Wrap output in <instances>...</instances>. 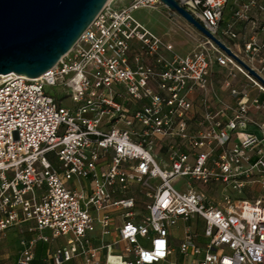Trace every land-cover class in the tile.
<instances>
[{
    "label": "built area",
    "instance_id": "1",
    "mask_svg": "<svg viewBox=\"0 0 264 264\" xmlns=\"http://www.w3.org/2000/svg\"><path fill=\"white\" fill-rule=\"evenodd\" d=\"M178 1L264 81V0ZM115 2L44 76H0V264H264V197L242 199L264 191V83L204 36L179 55L135 16L159 0ZM215 67L257 94L196 129Z\"/></svg>",
    "mask_w": 264,
    "mask_h": 264
},
{
    "label": "water",
    "instance_id": "2",
    "mask_svg": "<svg viewBox=\"0 0 264 264\" xmlns=\"http://www.w3.org/2000/svg\"><path fill=\"white\" fill-rule=\"evenodd\" d=\"M109 2L0 0V76L17 74L29 79L44 76L73 50ZM159 2L233 56L178 0ZM248 70L259 78L253 70Z\"/></svg>",
    "mask_w": 264,
    "mask_h": 264
},
{
    "label": "rangeland",
    "instance_id": "3",
    "mask_svg": "<svg viewBox=\"0 0 264 264\" xmlns=\"http://www.w3.org/2000/svg\"><path fill=\"white\" fill-rule=\"evenodd\" d=\"M133 0H116L117 7L128 6ZM136 18L149 28L157 36L163 38L166 43H171L175 47V51L179 55H188L200 48L203 42V35L190 26L183 18L176 13L171 12L161 3L152 8L141 9L136 12ZM221 87V85H220ZM46 92L54 97L60 98L66 95L62 93L60 87H48ZM72 102L66 99L65 106H70ZM56 164V161H54ZM187 180H183L175 185L178 190H181L186 185ZM209 199L216 198L221 200L220 192L210 187L198 186ZM264 197V191L259 186L248 188L243 193L242 199L256 200Z\"/></svg>",
    "mask_w": 264,
    "mask_h": 264
},
{
    "label": "crops",
    "instance_id": "4",
    "mask_svg": "<svg viewBox=\"0 0 264 264\" xmlns=\"http://www.w3.org/2000/svg\"><path fill=\"white\" fill-rule=\"evenodd\" d=\"M227 80V70L215 67L212 71L211 83L209 88L206 90L207 92H198L193 95V120L196 129L204 125L205 117L209 112H218L222 108V104L235 103V98L231 95L230 91H251L252 96H255L257 94V89L251 87L242 76H238L237 78L230 80L231 88L226 87ZM249 132L259 134V131L256 127H250ZM11 248L14 250L15 242L12 244ZM45 249V246H41L39 248L38 257L35 264H44L41 262V259L44 258ZM3 258L5 263L7 264H14L16 261V256L14 255V252H9L8 254V250L4 251Z\"/></svg>",
    "mask_w": 264,
    "mask_h": 264
},
{
    "label": "bare ground",
    "instance_id": "5",
    "mask_svg": "<svg viewBox=\"0 0 264 264\" xmlns=\"http://www.w3.org/2000/svg\"><path fill=\"white\" fill-rule=\"evenodd\" d=\"M110 2H113V0H110Z\"/></svg>",
    "mask_w": 264,
    "mask_h": 264
}]
</instances>
